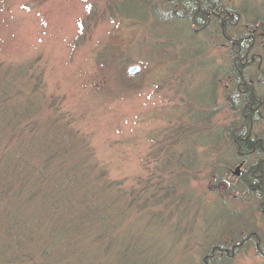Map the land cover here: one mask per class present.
<instances>
[{
  "label": "rangeland",
  "instance_id": "1",
  "mask_svg": "<svg viewBox=\"0 0 264 264\" xmlns=\"http://www.w3.org/2000/svg\"><path fill=\"white\" fill-rule=\"evenodd\" d=\"M221 3L239 14L226 36L213 22L192 27L184 5L174 19L135 4L123 16L106 0H0V82L13 86L2 97L33 107L45 137L38 161L59 154L56 174L94 169L128 253L120 264H204L216 244L241 240L209 264H264V216L237 190L229 139L244 127L231 106L230 44L264 21V0ZM252 46L243 74L264 99V29ZM251 123L264 139V105Z\"/></svg>",
  "mask_w": 264,
  "mask_h": 264
},
{
  "label": "trees",
  "instance_id": "2",
  "mask_svg": "<svg viewBox=\"0 0 264 264\" xmlns=\"http://www.w3.org/2000/svg\"><path fill=\"white\" fill-rule=\"evenodd\" d=\"M106 2L111 3L112 8L114 4L115 12L123 16L128 12V5L135 4L155 18L161 15L174 19H183V15L175 14L174 8L184 5L187 13L190 12L192 27L200 29L213 22L220 26L223 36L231 27H236L239 20V14L223 5L222 0ZM159 4L169 11L164 16ZM135 14L126 17L130 19ZM263 25V20L254 21L247 26L246 38H236L230 44L234 88L231 106L244 125L243 129L232 127L230 144L236 159H255L244 176L251 186L247 188L240 181L237 190L241 196L249 192L257 199L264 193V139H253L245 130L248 127L251 133V122L264 105V99L257 93L256 85L244 78L243 71L253 66L252 45L258 31L264 29ZM11 82H0V264H120L125 252V255L128 253L122 254L120 249L124 243L112 233L116 227L115 207L102 200L101 191L93 184L101 179H89L94 169L82 166L71 170L60 166L62 173L56 174L51 159L55 161L59 154L50 161L46 159L44 164L38 161L45 153V137L38 134L37 124H30L29 111L33 107L9 106L2 97V93L13 89ZM252 235L249 233L246 238ZM239 243L216 244L203 263L209 264L218 254L226 255ZM127 257L124 260L127 261Z\"/></svg>",
  "mask_w": 264,
  "mask_h": 264
},
{
  "label": "flooded vegetation",
  "instance_id": "3",
  "mask_svg": "<svg viewBox=\"0 0 264 264\" xmlns=\"http://www.w3.org/2000/svg\"><path fill=\"white\" fill-rule=\"evenodd\" d=\"M246 133H247V132H246ZM247 134H249L250 137H253V139H257V138H259L260 141H261L262 138H263V137L258 136V135L253 136L252 133H247ZM251 134H252V135H251ZM237 161H238V164H237V165H238V166L242 165V169H241V176H240L238 179H235V180H237L238 182L242 181V182L244 183V185H246L247 188H248V187L251 186V185H248V184H247L246 181H248V180H246V178L244 179V176H245V173H246L247 170H248L249 160L246 159V157H245L244 159L238 158ZM251 188H252V187H251ZM259 190H261V187H259ZM247 193H249V192H247ZM262 195H264V193L261 194V195L258 197V200L260 201V202L258 201V202H259V208H258V211H259V213L263 214V216H264V199H263L264 196H262ZM262 200H263V201H262ZM245 241H246V240H243V241H241L239 244L234 245V246L232 247V250L239 249L240 247H242V246L246 243ZM232 244H234V243H232ZM257 245H259V244H257ZM226 251H227V250H226ZM228 252H229V251H227V253H228ZM262 252H264V250H263ZM263 258H264V255H263Z\"/></svg>",
  "mask_w": 264,
  "mask_h": 264
},
{
  "label": "water",
  "instance_id": "4",
  "mask_svg": "<svg viewBox=\"0 0 264 264\" xmlns=\"http://www.w3.org/2000/svg\"><path fill=\"white\" fill-rule=\"evenodd\" d=\"M140 71H141V68L139 66H134L128 70V74L131 76H135V75L139 74ZM241 169H242V165L238 166L235 169V171L232 173V176L234 179H238L241 176Z\"/></svg>",
  "mask_w": 264,
  "mask_h": 264
}]
</instances>
